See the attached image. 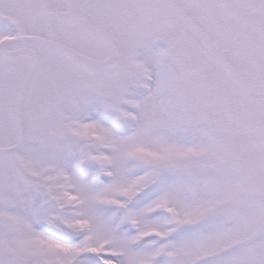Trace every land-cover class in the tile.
Masks as SVG:
<instances>
[{"label":"snow or ice","instance_id":"snow-or-ice-1","mask_svg":"<svg viewBox=\"0 0 264 264\" xmlns=\"http://www.w3.org/2000/svg\"><path fill=\"white\" fill-rule=\"evenodd\" d=\"M0 264H264V0H0Z\"/></svg>","mask_w":264,"mask_h":264}]
</instances>
